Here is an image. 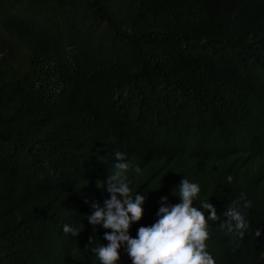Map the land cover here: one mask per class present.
<instances>
[{"label": "trees", "instance_id": "obj_1", "mask_svg": "<svg viewBox=\"0 0 264 264\" xmlns=\"http://www.w3.org/2000/svg\"><path fill=\"white\" fill-rule=\"evenodd\" d=\"M263 20L264 0H0V264H99L97 139L141 164L130 235L185 177L216 207L215 262L264 264ZM241 196L261 235L237 241L219 224Z\"/></svg>", "mask_w": 264, "mask_h": 264}, {"label": "clouds", "instance_id": "obj_2", "mask_svg": "<svg viewBox=\"0 0 264 264\" xmlns=\"http://www.w3.org/2000/svg\"><path fill=\"white\" fill-rule=\"evenodd\" d=\"M260 40L264 42V20L260 24ZM88 159L101 174L102 180L95 182L96 188L102 190V195L106 194L102 205L93 201L90 205L92 211L85 214L98 237L103 233L102 239L107 241L93 246L90 236L84 246L88 249L91 245L90 251L99 264H117L121 250L127 254L131 264H217L207 250L206 242L210 237L207 221L215 222L219 217L216 207L207 202L209 198L202 197L197 181L189 180L182 174L171 178L168 187L183 177L175 187L177 191L173 190L180 202L159 207L155 221L147 226H139L136 235L132 236L129 233L130 225L141 220L145 198L140 162L129 159L124 152L98 139L94 153ZM131 179L138 184L139 191L132 188ZM225 179L231 183L233 177L228 175ZM155 189L160 190V187ZM161 199L165 200L163 197ZM194 201L198 202V206H194ZM251 207L252 202L243 196L233 199L222 213L226 219L219 224V230L237 241L250 230L254 237H259L261 230L257 225L253 229L248 219ZM83 230L69 223L62 226V232L71 234V237H77ZM76 246L79 248L81 245ZM235 258L236 264H252L254 261V256L240 254Z\"/></svg>", "mask_w": 264, "mask_h": 264}]
</instances>
